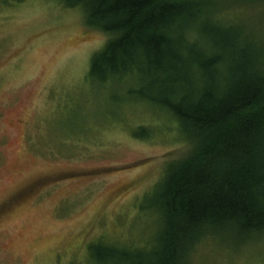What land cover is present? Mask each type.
Wrapping results in <instances>:
<instances>
[{
  "label": "rangeland",
  "instance_id": "374dc122",
  "mask_svg": "<svg viewBox=\"0 0 264 264\" xmlns=\"http://www.w3.org/2000/svg\"><path fill=\"white\" fill-rule=\"evenodd\" d=\"M216 3L212 17L264 43V0ZM86 19L59 0H0V264H91V245L149 248L155 188L191 152L166 109L89 78L110 36ZM188 264H264V237L209 235Z\"/></svg>",
  "mask_w": 264,
  "mask_h": 264
},
{
  "label": "trees",
  "instance_id": "16d2710c",
  "mask_svg": "<svg viewBox=\"0 0 264 264\" xmlns=\"http://www.w3.org/2000/svg\"><path fill=\"white\" fill-rule=\"evenodd\" d=\"M59 1L110 36L89 78L166 109L192 143L155 188L152 245H91L89 262L188 264L209 235L232 245L264 237V43L212 17L215 0Z\"/></svg>",
  "mask_w": 264,
  "mask_h": 264
}]
</instances>
